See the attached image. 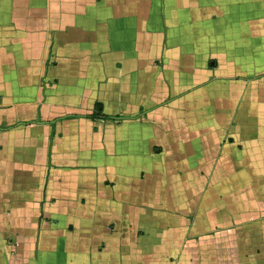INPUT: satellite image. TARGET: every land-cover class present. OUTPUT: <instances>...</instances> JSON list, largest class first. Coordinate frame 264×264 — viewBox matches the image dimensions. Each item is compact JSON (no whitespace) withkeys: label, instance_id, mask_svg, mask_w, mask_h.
Wrapping results in <instances>:
<instances>
[{"label":"crops","instance_id":"1","mask_svg":"<svg viewBox=\"0 0 264 264\" xmlns=\"http://www.w3.org/2000/svg\"><path fill=\"white\" fill-rule=\"evenodd\" d=\"M0 264H264V0H0Z\"/></svg>","mask_w":264,"mask_h":264},{"label":"trees","instance_id":"2","mask_svg":"<svg viewBox=\"0 0 264 264\" xmlns=\"http://www.w3.org/2000/svg\"><path fill=\"white\" fill-rule=\"evenodd\" d=\"M89 116L93 117V116H95V113H94V112H91V113L89 114Z\"/></svg>","mask_w":264,"mask_h":264}]
</instances>
